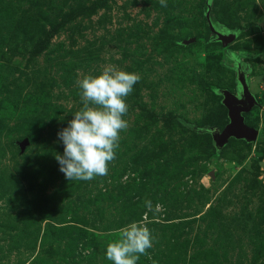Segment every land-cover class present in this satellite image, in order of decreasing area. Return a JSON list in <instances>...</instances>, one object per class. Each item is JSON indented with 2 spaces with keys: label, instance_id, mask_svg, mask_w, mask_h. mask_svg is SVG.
<instances>
[{
  "label": "rangeland",
  "instance_id": "rangeland-1",
  "mask_svg": "<svg viewBox=\"0 0 264 264\" xmlns=\"http://www.w3.org/2000/svg\"><path fill=\"white\" fill-rule=\"evenodd\" d=\"M202 1L107 0L32 57L24 31L100 0H0V264H112L106 245L142 219L155 241L138 264H264V0H207L213 27L235 33L226 47ZM107 65L141 77L129 127L107 176L69 181L57 133L82 107L76 81ZM239 71L257 101L244 117L257 140L231 138L217 153L191 130L228 123L219 91L239 95ZM145 199L164 211L144 216Z\"/></svg>",
  "mask_w": 264,
  "mask_h": 264
},
{
  "label": "clouds",
  "instance_id": "clouds-1",
  "mask_svg": "<svg viewBox=\"0 0 264 264\" xmlns=\"http://www.w3.org/2000/svg\"><path fill=\"white\" fill-rule=\"evenodd\" d=\"M159 3L167 7L166 0ZM140 79L138 73L107 65L98 75L83 74L76 81L82 107L57 133L63 153H57L55 159L67 180L91 181L108 175L109 165L116 159L120 133L129 127L123 118L129 110L127 97ZM143 207L144 216L164 211L163 205H153L149 199ZM154 241L147 222L135 220L118 230L116 238L106 245L105 257L112 264H138Z\"/></svg>",
  "mask_w": 264,
  "mask_h": 264
},
{
  "label": "water",
  "instance_id": "water-1",
  "mask_svg": "<svg viewBox=\"0 0 264 264\" xmlns=\"http://www.w3.org/2000/svg\"><path fill=\"white\" fill-rule=\"evenodd\" d=\"M205 18L207 20L210 32L216 36V39L221 42L223 47H226L231 41L234 40L235 33L224 34L216 30L210 20V4H206ZM195 38L183 41L182 44L188 45L194 43ZM238 82L240 86L239 95L232 94L229 90H220L219 94L223 97L222 104L227 110L228 123L223 129L214 126L205 127H192V130L198 133H209L212 138V143L219 153L227 142L233 138L235 140H243L246 143H254L257 140L258 130L249 127L245 123L244 114L250 112L256 105L257 101L251 94L248 84L245 80L244 73L239 71ZM29 140L23 139L18 143L21 151L28 146Z\"/></svg>",
  "mask_w": 264,
  "mask_h": 264
},
{
  "label": "trees",
  "instance_id": "trees-1",
  "mask_svg": "<svg viewBox=\"0 0 264 264\" xmlns=\"http://www.w3.org/2000/svg\"><path fill=\"white\" fill-rule=\"evenodd\" d=\"M107 0H100V2L94 3L93 5L83 9L82 7L80 8H75V10H71L70 13L67 14H63L60 17V21L58 24H52L51 27L49 28V30L45 29V26H42L40 28V31L38 33H35L33 30L30 31H24L22 34L24 36V40L22 43V48L26 49V47H29L30 50V54L32 57L38 56L40 54H42L44 51L48 50L49 46H50V41L53 38V36L59 31V29H61L64 25H66L67 23H70L71 21H73V19H75V17H78L80 15H87V14H91L93 12H95L97 9H100L102 7H105ZM207 0H203L199 5L201 7V13L204 16V12H206V4H207ZM4 13H8L9 11L4 9L3 10ZM205 20V18H204ZM215 20V19H214ZM247 27H251L250 25H248ZM235 29L238 27H234ZM209 30V27H208ZM255 30L259 31L258 27H255ZM201 41L200 37H195V43ZM203 41L205 43H209V39L207 38H203ZM173 43L176 44L177 41L173 40ZM18 47H11L8 49L10 55L9 56H13L14 53L18 52ZM4 55H7L6 53ZM222 106V105H221ZM222 109L224 110V112L226 111V108L222 106ZM251 112V111H250ZM250 112L244 114V117L246 115H248ZM42 119V118H40ZM245 123H246V119H245ZM227 123L218 125V124H205L203 126H196V127H205V126H214L216 128L222 129ZM247 124V123H246ZM6 128V127H5ZM20 130V129H19ZM17 130V131H19ZM7 131L11 132L12 130L7 129ZM192 133L194 134V136H199V135H207L210 136L209 133H198L195 132L194 130H191ZM30 143L33 142V137L32 135L28 134V130H27V136H26ZM211 137V136H210ZM234 140V139H232ZM245 142V141H243ZM246 143V142H245ZM14 181V180H13ZM12 188V185H10V189ZM31 233V232H30ZM29 233V235H30Z\"/></svg>",
  "mask_w": 264,
  "mask_h": 264
}]
</instances>
